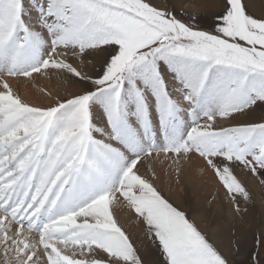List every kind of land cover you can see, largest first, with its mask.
I'll use <instances>...</instances> for the list:
<instances>
[{"label": "snow or ice", "instance_id": "snow-or-ice-1", "mask_svg": "<svg viewBox=\"0 0 264 264\" xmlns=\"http://www.w3.org/2000/svg\"><path fill=\"white\" fill-rule=\"evenodd\" d=\"M202 19L169 0H0V264H145L114 207L158 264H232L157 184V162L178 184L198 161L237 214L236 169L264 185V122L240 119L264 112V16L221 0ZM34 74L79 90L33 103L13 85ZM244 264H264V231Z\"/></svg>", "mask_w": 264, "mask_h": 264}, {"label": "rangeland", "instance_id": "rangeland-1", "mask_svg": "<svg viewBox=\"0 0 264 264\" xmlns=\"http://www.w3.org/2000/svg\"><path fill=\"white\" fill-rule=\"evenodd\" d=\"M153 2L164 4V0H153ZM246 3H248L249 11L253 15L264 16V0H246ZM169 4L174 5L178 15H183L185 18L189 15L198 18L202 17L201 27L210 30L213 16L220 11L221 0H169ZM79 67L91 72L93 64L88 62L86 65H80ZM65 79V85L69 86L66 89H58L56 93L66 96L73 91L79 90L78 86L67 76L64 77ZM240 119L244 122H264V112L257 109ZM236 175L243 181L251 195V199L248 201L241 200V207L245 211L240 214L234 211L233 204L225 195L224 188L214 176L218 188L213 195L207 197L204 192H195L192 187H188L187 196L184 195L183 199L184 202L186 201L184 205L168 192H165V189L162 190L170 202L184 210L190 219L194 220L203 231L210 235L213 242L232 261V264H244L249 253L253 251L254 236L260 231H264V185L260 183L258 178L253 177L246 171L236 169ZM217 202L222 203V206L218 205ZM124 228L132 239L137 241L140 255L145 260V264H158L159 254L151 241L147 238L142 243L138 236L128 231L126 227ZM223 228L228 229L226 235L219 233ZM217 235H221L218 242L214 239ZM224 241L230 244L227 252H225L224 246H219ZM143 245L146 246V249L142 247ZM230 251L231 254L229 255ZM149 253L152 254L148 255Z\"/></svg>", "mask_w": 264, "mask_h": 264}, {"label": "bare ground", "instance_id": "bare-ground-1", "mask_svg": "<svg viewBox=\"0 0 264 264\" xmlns=\"http://www.w3.org/2000/svg\"><path fill=\"white\" fill-rule=\"evenodd\" d=\"M64 81H66V79L64 80V77H58L55 74L51 75L50 77H44L40 76L39 74H34V77L31 81H27L24 78H21L18 82L14 83L13 86L29 101L37 104H46L48 102L46 99V93L51 92L54 95L56 94V91L58 89H66L69 86L65 85ZM201 168L202 165L198 161L194 162L191 168L186 167L180 176V182L177 184L175 175L170 170L165 169L159 162H157V173L161 176V180L157 181V184L161 189H165V192H168L177 201L181 202L182 205H184L186 202H184L183 199L184 195L187 196L188 187H192V189H194L193 191L195 192H204L205 194H207V197L211 196L218 188V184L211 172H202ZM217 203L218 205L222 206V203ZM113 211L118 221L123 224V226L126 227L128 231H131V233L133 232L134 235L138 236V239H140L142 243H144L147 237L139 223V220L134 216V213L131 212V210L128 208L114 207ZM227 230L228 229L223 228L219 233L221 235H226L228 233ZM221 235H217V237L214 238L215 241L218 242V239L221 238ZM35 238L36 235L35 233H33L32 239ZM229 243H225L224 241L221 242L219 246H224L223 248H225V252H227L230 248ZM142 247L146 249L145 245H143ZM151 254L152 253H149L148 255ZM230 254L231 251L229 252V255Z\"/></svg>", "mask_w": 264, "mask_h": 264}]
</instances>
